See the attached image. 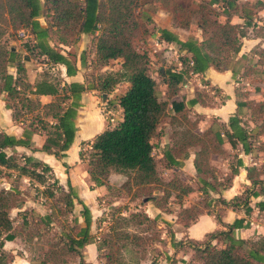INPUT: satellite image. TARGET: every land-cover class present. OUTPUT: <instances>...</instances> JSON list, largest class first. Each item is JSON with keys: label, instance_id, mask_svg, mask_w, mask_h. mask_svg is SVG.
Returning a JSON list of instances; mask_svg holds the SVG:
<instances>
[{"label": "trees", "instance_id": "obj_1", "mask_svg": "<svg viewBox=\"0 0 264 264\" xmlns=\"http://www.w3.org/2000/svg\"><path fill=\"white\" fill-rule=\"evenodd\" d=\"M141 1L143 0H0V40L3 36L12 39L18 31H23L29 38L23 45L24 51L35 52L46 67L61 66L65 77L74 76L77 72L75 63L70 62L69 55H63L57 48L72 45L81 35L94 38V64L103 67L110 61L119 64V70L115 73L101 71L96 75L91 74L81 83H67L60 74L52 76L45 70L41 72L39 80L30 85L26 81L23 66L26 58L20 56L14 47L6 46L0 41V96L5 102V108L11 111V120L15 122H21L27 115L34 114V121L23 131L22 139L0 133V168L15 171V180L24 177L43 187L42 194L49 200V213L37 218L43 228L51 225L58 216L66 218L71 215L74 204L81 207L78 213L80 224L76 218L71 220L72 225L65 221L60 227L57 241L49 244L43 251L38 264L64 263V258L76 256L79 257V264H83L80 251L92 243L93 239L89 232L90 211L78 199L68 182L65 184L66 191L58 185L49 166L30 156H16L13 153L6 155L4 151H14V147L29 148L30 136L35 133L44 137L41 152L63 158L75 134V116L80 107L81 95L90 91L100 95L109 94L121 81H124L126 88L117 99L120 120L94 136L86 143L88 148L85 153L79 151L78 154L79 160L85 161V172L92 186L109 189V174H123L126 180L122 188L130 190L133 187V196H145L146 201L158 209L162 206L158 199L151 196V192L158 190L160 186L177 189L179 195L191 192L189 187L178 183L163 184L156 174L152 140L158 135L159 123L166 118L167 124L173 129L168 138L170 144L165 145L159 157L167 165L177 167L187 151L195 149L192 166L201 193L217 195V199H209L204 203V213L183 210V217L187 219L184 228L202 214H211L221 225L222 207L235 209L242 205L245 213L248 212L245 191L228 202L220 197V192L230 185L238 168L246 171L251 186L256 184L255 169L243 167L240 157H235V161L228 165V178L224 180L221 189H218L219 179L213 173L208 159L213 154H222L225 144L232 150L239 146L245 155L251 150V141L264 135V94L263 100L256 101L248 99L246 93H235L236 97L244 98L242 101H235V114L228 117L226 123H220L218 129L209 125L202 132L197 130L199 120L190 121L186 110L196 104L206 106V95L195 92L185 103L173 98L187 73L202 75L208 68L216 72L229 69L249 25L230 24L228 20L219 22V14L211 8V2L201 1L195 9H191L173 4L171 0H149L168 10L173 25L179 29H186L196 19L201 37L199 41H181L166 29H156L158 41L174 46L181 63L179 71H159L165 86V99L161 100L157 98L155 82L148 74L146 54L138 53L132 45L134 37L147 33L146 28L137 20L136 10ZM39 18L43 20L42 25ZM53 36L57 40L56 46L50 44ZM258 53L261 58L264 57V50ZM9 68L14 69V76L7 72ZM38 96H50L52 99L46 104H40ZM242 109L248 112L251 123L255 124L252 129L243 126L238 115ZM18 161L21 163L18 164ZM47 180L51 183L47 184ZM53 192L59 194L55 200ZM17 194L18 191L13 186L6 190L0 189V264H8L12 260L3 251V245L15 239L9 211L14 208ZM167 194L162 193V196L166 197ZM217 205L221 206L219 213L211 210ZM258 207L263 208L261 203ZM130 219L136 220L138 224L149 223L145 214L137 213L131 214L128 219H114L96 245V251L105 260V264H117L114 256L126 248V240L138 239L136 235L121 229V224L125 225ZM22 226L30 228L24 218ZM240 226L241 220H235L226 227L230 231L208 234L202 241L187 240L186 246L191 251L187 264H264V236L253 240L234 239L230 232ZM38 232L33 234L30 231L26 235L27 240L31 241L38 236ZM212 241L220 242L223 246L217 247ZM175 263L174 259L170 262Z\"/></svg>", "mask_w": 264, "mask_h": 264}, {"label": "rangeland", "instance_id": "obj_2", "mask_svg": "<svg viewBox=\"0 0 264 264\" xmlns=\"http://www.w3.org/2000/svg\"><path fill=\"white\" fill-rule=\"evenodd\" d=\"M202 1V0H201ZM200 0H171L173 4L180 5L181 7L195 9ZM172 5V4H171ZM137 20L141 26H144L147 30L146 34H141L132 39V45L135 51L138 53H145L148 59L147 70L149 76L155 82V91L157 98L165 99V86L162 83V79L159 76V71L172 70L179 71L181 69L180 56L175 52V47L172 45H166L158 41V35L156 29H164L167 27L174 26L171 21L170 12L165 8L159 6L156 2L149 0L141 1L139 7L136 10ZM147 17V19H146ZM195 27L192 23L189 27L184 30L177 32L178 39L185 41L187 39H196ZM13 40V41H12ZM4 42L6 46H11L19 50L23 49V45L29 41V38H18L16 35L10 39L7 36H3L0 40ZM198 41V40H197ZM50 44L57 45V40L53 36L50 40ZM20 46V47H19ZM94 38L90 36L79 37L75 43L70 46H58L63 55L68 54L69 60L72 63H76L79 59L82 60V67L80 69L83 79H88L92 75L98 73H115L119 70V64L116 61H110L105 69L101 65L93 63ZM21 48V49H20ZM24 56L26 62L32 70L39 69V75L42 71H47L52 76H59V68L52 67L48 68L43 64L41 57L37 56L35 52H26ZM232 63V61H231ZM230 63V66L232 65ZM244 71H248L245 69ZM9 72V69H7ZM196 78L192 74L187 73L184 76L183 82L178 85V93L184 94L185 88L183 85L190 84V80L194 81ZM243 79V78H242ZM261 79L259 75L253 73L247 79L238 82L235 86L237 90L242 88L249 89L247 93L252 94L253 89L256 88L252 83ZM248 82V86L245 85ZM189 86V85H188ZM126 84L124 81L119 82L114 86L113 90L106 95H96V107L95 109L100 112L102 118L106 121L108 127L114 125L120 119V115L117 107V99L124 92ZM197 89V88H196ZM200 89V88H198ZM259 90V88H257ZM116 90V91H115ZM212 90V89H211ZM211 92V91H210ZM114 93V94H113ZM261 93V92H260ZM113 94L112 96H110ZM253 95L255 98L258 95ZM257 94V93H256ZM259 94V93H258ZM264 94V91H262ZM182 96V95H181ZM207 97V96H206ZM209 97L210 96L209 94ZM216 101L210 100L209 103L213 102V105H218L222 97L219 93H216ZM179 99V98H178ZM182 99H184L182 97ZM258 99V98H257ZM31 115V116H30ZM23 118L26 126H31L33 123V115L30 114ZM241 122L246 129H252L255 124L251 123L248 112L242 109L238 112ZM186 116L190 121L199 120L197 123V130L203 129L207 123L212 125L214 129H218L220 123L216 121V118L209 117L206 121L203 119L201 114L193 111L187 107ZM109 118L113 121L110 122ZM206 122V124H205ZM173 128L167 124V119L161 120L158 126V135L152 140L153 144V159L155 165V171L163 184L167 183H178L183 187H189L191 192L187 194H178V190L172 189L170 186H158V190L151 192V196L158 199L161 209L153 206L151 202H147L143 195L133 196L134 188L130 190L123 189L122 185L126 180V176L118 174L116 178H111L108 184L109 189H104L103 194L96 197L94 202L88 206L91 215L90 223V235H92V243L88 245H94L91 250H86V245L81 251L80 256L83 264H105V260L101 258L100 253L96 251V245L99 239L104 234L106 228L112 223L117 217H128L133 214H145L149 219V223L138 224L136 220L130 219L124 225L121 224V229H124L129 234L136 235L138 239L129 238L126 240V248H123L114 256V261L117 264H163L165 257L171 258L173 255L167 256L170 247V239L173 237L174 232L184 228L187 219L183 217V210H189L194 212L196 210L201 213L206 212L203 208L205 202L209 199H217V195L213 193L203 194L200 190V185L197 181V175L195 174L192 166L193 153L195 149H189L186 156L179 160L180 165L177 167H171L165 163V161L159 157V153L165 147L170 144L169 136ZM264 140V136L256 137L251 141L254 147H258L257 143ZM222 154H213L209 156L208 162L210 167L213 169V173L219 179L218 189L224 185V180L228 178L229 172L227 165L234 162L237 155L236 148L232 151L227 148ZM86 147L81 149L82 153H85ZM6 155L14 154L16 156L21 155L20 152L5 150ZM84 158H86L84 156ZM21 162L18 161V164ZM85 164V161H82ZM0 189L6 190L9 186L16 187L18 194L16 195L14 208L9 211V217L12 220V233L15 235V239L6 245L4 252L8 254L12 260L8 264H38L42 259L43 251L48 247L49 244L57 241L58 233L62 224L67 221L68 224L72 225L71 220L77 219L80 224L81 219L78 215L81 207L74 204L73 212L71 215H67L66 218L58 216L57 219L53 220V223L47 228H43L42 225L37 221V218L49 213L48 201L42 194L43 187L38 185L33 180L21 177L18 180L14 179L16 175L15 171L4 170L0 168ZM47 177V175H45ZM50 184L51 181H46ZM46 184V185H47ZM50 189H53L50 185ZM66 191V188L64 189ZM168 193L166 197L162 196V193ZM54 193V192H53ZM54 200L59 196L58 193H54ZM178 195L180 198H178ZM211 204V202H209ZM213 212L219 213L221 206L217 205L215 209H211ZM189 212V213H190ZM112 215V217H111ZM28 223L30 228L22 226V219ZM32 231L33 234L38 232V236L34 237L31 241L27 240L26 235ZM30 234V233H29ZM171 252V251H170ZM11 255V256H10ZM190 263V262H189ZM58 264H79V257H67L64 258V263ZM196 264V263H191Z\"/></svg>", "mask_w": 264, "mask_h": 264}, {"label": "crops", "instance_id": "obj_3", "mask_svg": "<svg viewBox=\"0 0 264 264\" xmlns=\"http://www.w3.org/2000/svg\"><path fill=\"white\" fill-rule=\"evenodd\" d=\"M202 1L211 2V8L219 14V22L228 20L230 24L242 26L246 23L249 26L247 27L246 36L241 39L239 52L233 58L232 65L229 66V69L223 72H216L213 69L208 68L202 75H193L196 79L194 81L190 80V84L183 85V88H185L184 94L179 92L173 99L185 103L193 97L195 92H199L207 96L206 100L212 99L213 101H216V93H219L222 100L218 105L212 106L213 102L209 103L210 100H207L209 104L207 103L206 106H199L196 104L190 108L198 114H201L205 121L209 117H213L216 118V121L219 123H226L228 117L234 115L236 112L235 101L244 100V98L236 97L235 93L236 95L238 92L246 93L248 99L256 101L263 100L264 57L261 58L258 52L264 50V0ZM38 21L41 25L43 24L41 18H39ZM192 23L196 30L195 37L199 41L201 37L200 32L196 27V19H193L189 26L192 25ZM164 29L176 36H178L177 32L182 30L176 26H169ZM80 37L84 38L83 35ZM14 50L17 51L15 48ZM20 52L22 55L26 54L23 49L19 50V53ZM23 66L27 83L33 85V83L40 78V68L32 70L26 61L23 62ZM75 66L77 72L72 77H65L63 67H56L59 68L60 77L65 82L81 83L83 81L82 73L80 71L82 60L79 59V61L75 63ZM104 68L111 70L108 66H104ZM245 69L248 71H244ZM8 73L14 76V69L9 68ZM233 73L234 76L232 75ZM253 73L261 77V79L252 83V85L256 87L253 89V93L255 92L254 95H258V99L254 96H250L253 95V93H247L249 89L242 88L241 90H237L235 88L238 82L247 79L249 76H252ZM245 85L248 86V82H245ZM257 88H259V90ZM123 93L124 92H122L121 95ZM95 94H97L95 91H90L81 95L79 102L80 107L77 109L75 116V134L72 143L64 153L63 158H55L50 154L41 152L40 148L43 144L44 137L35 133L30 136L29 148L14 147L13 149L15 152L30 156L49 166L58 185L64 190L66 188L65 184L68 182L75 191L78 199H80L87 207L94 202L96 197L103 194L104 188L92 186L85 172V164L79 160L78 154L83 147L88 148L86 143L90 142L94 136L111 127H108L100 112L95 109ZM209 94L212 97H209ZM182 97L184 99H182ZM37 99L40 104H46L50 102L52 98L50 96H38ZM118 112L121 117L120 109ZM26 122L27 121L23 120H21V122L12 121L11 111L5 108V102L3 101L2 96H0V133L12 136L15 139H22L23 131L28 129L25 125ZM208 126L209 124L207 123L203 129H198V131L202 132ZM225 145L232 151L227 144ZM225 145L223 147L224 150H226ZM257 146L258 147H254L252 145L251 150L245 155L241 152L239 146L236 147V151H238L236 157H240L243 167H253L255 169L256 184L251 186L247 180L246 171L243 168H238L237 173L231 179L230 185L220 192V197L228 202L233 197L238 196L245 191L248 197L246 200V208L248 209V212L245 213L242 205L237 206L235 209L222 207L223 212L220 218L221 225L215 221L211 214H202L198 216L197 219L187 227L174 232V235L170 240L169 252L167 253L168 257L170 255L173 256L171 258L165 257L162 262L163 264H170L173 259L176 261L175 264H187L191 256V251L186 246L187 240L202 241L208 234H214L219 231H230L226 227L231 225L235 220H241V226L231 230L230 235L234 239L253 240L259 236H264V140L257 143ZM118 176L119 175L116 173H110L108 176V182H110L111 178H116ZM260 203L263 208L258 207ZM8 243L10 242L4 243L3 251ZM212 244H217V247L223 246L220 242L216 241H212ZM91 248H93L94 251V245H88L85 249L90 251Z\"/></svg>", "mask_w": 264, "mask_h": 264}, {"label": "built area", "instance_id": "obj_4", "mask_svg": "<svg viewBox=\"0 0 264 264\" xmlns=\"http://www.w3.org/2000/svg\"><path fill=\"white\" fill-rule=\"evenodd\" d=\"M16 36H17L18 38H26V37H27V35H26L23 31H18V32L16 33ZM109 121L112 122L113 120H112L111 118H109Z\"/></svg>", "mask_w": 264, "mask_h": 264}]
</instances>
